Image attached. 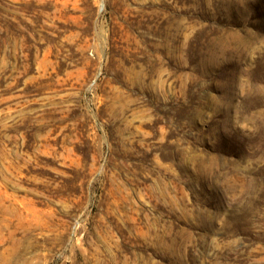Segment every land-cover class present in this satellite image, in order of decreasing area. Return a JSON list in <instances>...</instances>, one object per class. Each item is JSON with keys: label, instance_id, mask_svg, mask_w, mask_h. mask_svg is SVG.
I'll return each instance as SVG.
<instances>
[{"label": "rangeland", "instance_id": "1", "mask_svg": "<svg viewBox=\"0 0 264 264\" xmlns=\"http://www.w3.org/2000/svg\"><path fill=\"white\" fill-rule=\"evenodd\" d=\"M0 264H264V0H0Z\"/></svg>", "mask_w": 264, "mask_h": 264}]
</instances>
